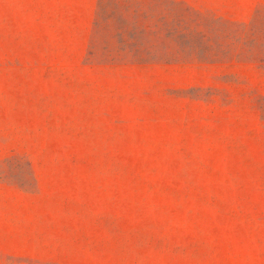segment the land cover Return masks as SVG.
Returning <instances> with one entry per match:
<instances>
[{"label":"rangeland","instance_id":"1","mask_svg":"<svg viewBox=\"0 0 264 264\" xmlns=\"http://www.w3.org/2000/svg\"><path fill=\"white\" fill-rule=\"evenodd\" d=\"M0 264H264V0H0Z\"/></svg>","mask_w":264,"mask_h":264}]
</instances>
